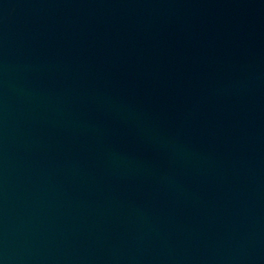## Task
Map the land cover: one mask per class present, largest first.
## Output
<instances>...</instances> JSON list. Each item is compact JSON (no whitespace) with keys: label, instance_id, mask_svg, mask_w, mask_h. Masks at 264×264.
<instances>
[{"label":"water","instance_id":"obj_1","mask_svg":"<svg viewBox=\"0 0 264 264\" xmlns=\"http://www.w3.org/2000/svg\"><path fill=\"white\" fill-rule=\"evenodd\" d=\"M0 264H264V0H0Z\"/></svg>","mask_w":264,"mask_h":264}]
</instances>
